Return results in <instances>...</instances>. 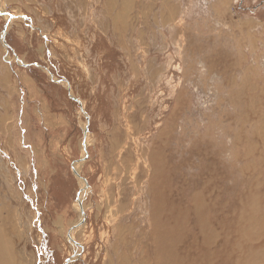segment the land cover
<instances>
[{
  "label": "rangeland",
  "instance_id": "rangeland-1",
  "mask_svg": "<svg viewBox=\"0 0 264 264\" xmlns=\"http://www.w3.org/2000/svg\"><path fill=\"white\" fill-rule=\"evenodd\" d=\"M1 8L2 264H264V0Z\"/></svg>",
  "mask_w": 264,
  "mask_h": 264
},
{
  "label": "bare ground",
  "instance_id": "bare-ground-1",
  "mask_svg": "<svg viewBox=\"0 0 264 264\" xmlns=\"http://www.w3.org/2000/svg\"><path fill=\"white\" fill-rule=\"evenodd\" d=\"M122 5V4H121ZM2 8L0 9V14H2ZM121 12V11H120ZM255 21V20H254ZM250 23V22H249ZM259 78V77H258ZM255 82V81H254ZM81 102V101H80ZM82 104V103H81ZM75 171L78 173V171L75 169ZM79 175V174H78ZM77 175V179H79V181H80V186H81V191H83L84 190V187H82L83 185H85V183H82L81 182V178L79 177ZM83 181V180H82ZM84 182V181H83ZM81 195L82 194H80L79 195V200H78V203L80 202V204H81ZM79 204V205H80ZM81 207H82V205H81ZM158 208H160V207H158ZM82 211H83V209H82ZM150 220V219H149ZM152 220H153V218H152ZM149 227L148 228H151L152 229V222H151V224L150 225H148ZM75 228H76V225H75ZM74 227H73V229H75ZM150 229V230H151ZM161 236H164V237H166V240L165 241H160V240H158V244H157V248L156 249H158V253H160V256L162 255V257L163 256H166V261H167V263L166 264H171V262H172V254H171V251H172V248H174V243H176V242H178V240H177V235L176 234H174V233H171V234H168L167 232H163V233H161L160 234ZM176 235V236H175ZM68 238H71L70 236L68 237ZM72 240V239H71ZM166 242V243H165ZM168 244H169V246H168ZM176 247V246H175ZM178 248V247H177ZM3 253H4V243H3V241H2V238H1V232H0V264H2V257H3ZM155 253V252H154ZM175 253V252H174ZM156 255H157V253H156ZM157 257V256H156ZM158 258L160 259V257H159V255H158ZM164 258V257H163ZM174 258V257H173ZM161 261H163L162 259H161ZM165 262V261H164ZM156 263V262H155ZM162 263V262H161ZM6 264H13L12 263V260H11V258H7L6 259ZM175 264V263H174Z\"/></svg>",
  "mask_w": 264,
  "mask_h": 264
},
{
  "label": "water",
  "instance_id": "water-1",
  "mask_svg": "<svg viewBox=\"0 0 264 264\" xmlns=\"http://www.w3.org/2000/svg\"><path fill=\"white\" fill-rule=\"evenodd\" d=\"M0 15H6V14H0ZM7 16H8V19L9 20H11V19H15L16 17H14V16H12L11 14H7ZM5 32H6V26H5V28H4V30H3V35L5 34ZM4 45H5V43H4ZM6 46V45H5ZM36 66V65H35ZM53 80V79H52ZM53 82H57V83H60V82H62V83H64L66 86H67V88H68V90H69V86H68V84H67V82L66 81H64V80H53ZM70 96V98L71 99H73L74 101H76L77 102V104L79 105V110L82 112V113H84L85 114V112H84V110H83V108H82V104H81V102H80V100H77V99H75L73 96H71V95H69ZM88 119V117L86 116V120ZM72 172H73V174L77 177V175H78V173L75 171V169L74 168H72ZM79 176V175H78ZM80 177V176H79ZM83 180V179H82ZM84 181V180H83ZM78 200H79V196H78ZM78 204H80V202L78 203ZM81 206V205H80ZM80 212H81V214H82V207H80ZM79 224V223H78ZM78 224L76 225V227L78 226ZM75 227V226H74Z\"/></svg>",
  "mask_w": 264,
  "mask_h": 264
}]
</instances>
